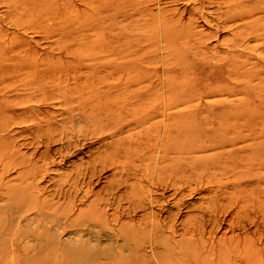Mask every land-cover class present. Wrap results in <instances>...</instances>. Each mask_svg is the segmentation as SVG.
Instances as JSON below:
<instances>
[{"label": "rangeland", "instance_id": "obj_1", "mask_svg": "<svg viewBox=\"0 0 264 264\" xmlns=\"http://www.w3.org/2000/svg\"><path fill=\"white\" fill-rule=\"evenodd\" d=\"M222 153L264 184V0H0V264L51 241L218 264Z\"/></svg>", "mask_w": 264, "mask_h": 264}, {"label": "bare ground", "instance_id": "obj_2", "mask_svg": "<svg viewBox=\"0 0 264 264\" xmlns=\"http://www.w3.org/2000/svg\"><path fill=\"white\" fill-rule=\"evenodd\" d=\"M236 68L238 69V66H236ZM215 144H217V142L213 143L211 146H215ZM213 157L214 156L211 158ZM204 158H206V156H197L195 160L191 161V167L196 170L195 164L205 160ZM218 162L219 163L215 164V166H218L219 168H213L211 176L213 175L216 181L222 180L219 184V192H225L227 186L229 185L232 187L226 196V199H223L219 202H214L213 207L209 210V212H218L217 214L219 217L220 215H225L232 207H235L236 209L235 216L233 218L234 222L231 224L233 228L229 231V234L232 233L229 237V241L224 236L217 237V246L220 250L218 255H220L221 260L218 261V264L221 262L223 264H264V184L251 190L244 191L242 189H238V156L232 158L229 153H222L221 157L218 159ZM250 163H248V165H250ZM259 163L264 166V158H260ZM242 165L245 167L247 166V163L244 162ZM157 169L159 171L161 166L160 168L157 167ZM196 175L200 177L201 173L197 171ZM246 176L248 175L246 174ZM255 176L259 177L257 174H255ZM263 182L264 180L261 181V183ZM243 192H245L247 196L240 200V194ZM238 200L241 202L239 210ZM249 207L252 209V216L247 215L250 212L248 210ZM212 209L215 210L212 211ZM240 212H242L251 223H253L254 220L256 224V229L254 230L255 233L253 235L255 238L251 236L244 238L246 243L249 242L252 245L251 250H246L245 246L238 247V234H236V230L238 231V215ZM156 223V221L152 220L153 226H156ZM154 242L160 243L157 240ZM227 242L233 243L234 245L231 248H228L226 246ZM49 247H51V249L47 252H44L42 255L38 254L37 252L27 254V257L29 258H27L25 264H95V261H98L100 257L112 258L110 251H98L94 249H88L87 247L68 249L66 248V245L62 247L60 242L53 243V241H51V244L49 242H42V245H40L38 251L42 252L44 251V248L48 249ZM240 255H243L241 260L239 259ZM162 260L164 264L181 263V257L175 258L171 254H167L166 258ZM183 264H185V261Z\"/></svg>", "mask_w": 264, "mask_h": 264}]
</instances>
